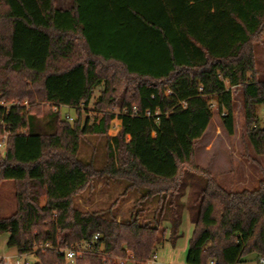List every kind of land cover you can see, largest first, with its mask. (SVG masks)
<instances>
[{
  "label": "trees",
  "instance_id": "trees-1",
  "mask_svg": "<svg viewBox=\"0 0 264 264\" xmlns=\"http://www.w3.org/2000/svg\"><path fill=\"white\" fill-rule=\"evenodd\" d=\"M97 1L89 23L83 0L64 11L56 0H0V100L30 103L29 110H0V137L10 132L0 184L11 180L18 189L17 211L0 218V235L8 232L7 245L23 253L38 242L58 246L98 234L96 248L72 264H115L129 253L145 260L167 224L170 241H178L188 208L194 233L187 264L264 256V174L255 189L228 190L196 153L216 112L234 134L233 89L241 88L248 135L264 155V127L257 124L264 81L255 56L264 0ZM110 63L122 74L109 75ZM98 87L94 108L103 114L82 121ZM42 103L69 106L77 118L51 111L42 124ZM114 107L122 129L108 137V161L98 170L78 152L84 136L107 135ZM101 175L127 183L124 195L137 194L128 219L73 203ZM36 256L34 264H69L50 248Z\"/></svg>",
  "mask_w": 264,
  "mask_h": 264
},
{
  "label": "rangeland",
  "instance_id": "rangeland-1",
  "mask_svg": "<svg viewBox=\"0 0 264 264\" xmlns=\"http://www.w3.org/2000/svg\"><path fill=\"white\" fill-rule=\"evenodd\" d=\"M110 67L109 75L114 70H118V66L110 63L105 65ZM120 73V70H118ZM122 72L120 73V75ZM102 87H98L95 91V95L88 105V107H82L81 118L82 121L89 118L90 122L94 121L97 116H101L103 113L96 112L94 108L95 102L98 100ZM233 98L235 104V132L233 135H228L222 126V120H220L217 112L214 114V120L210 125L208 133L200 140L196 147L197 161L211 168L214 173V178L218 184H221L225 189L233 191H241L244 188L255 189L259 186V181L263 178L264 174V155L257 154L254 150L253 144L248 135L249 126L245 117V104L243 90L234 88ZM7 104L13 102L22 104L28 99H14L3 100ZM0 102H2L0 100ZM30 109V103L28 108ZM41 114L38 116L42 124H45L47 114L51 111H60L61 117L66 118L67 114L71 115L74 119L77 118V112L70 107H50L49 105L41 104ZM119 108L114 107L113 112L119 113ZM115 114V115H116ZM258 126L264 127V105L257 108ZM110 129L107 135H87L82 139V143L78 152V156L86 162H93L96 169L100 170L105 167L108 161L107 145L108 137H115L121 131V123L118 117H114L111 120ZM256 124V125H257ZM218 126L221 130L219 132ZM254 126V125H253ZM8 146V144H7ZM6 147L0 148L1 156H4ZM122 180H114L108 175H101L94 180L93 189H86L84 193L76 196L73 203L81 211H109L111 210L118 220H125L131 214L134 202L133 199L137 196L132 189L126 195V186ZM17 184L14 181L6 180L0 184V218L10 216L17 211ZM185 198V197H184ZM186 201V198L184 199ZM46 197L40 198V204H44ZM182 226L180 233L181 237L175 244L170 241V229L167 224V230L165 231L166 240L161 248H156L159 260L164 258L165 264H174V259L179 255L180 258L187 256L185 246H189V241L193 236V225L189 216L188 208H185L182 214ZM9 239V233L6 232L0 235V256L9 255L11 259H15L17 254H23L17 252L16 248L9 247L7 241ZM41 243V242H40ZM39 242L37 245L40 244ZM31 252L29 255L32 264L38 261L37 251L34 246L26 251ZM262 257V256H261ZM257 255L252 254L247 257L250 264H259ZM264 257V256H263ZM125 264H130L129 262ZM211 264V263H209Z\"/></svg>",
  "mask_w": 264,
  "mask_h": 264
},
{
  "label": "built area",
  "instance_id": "built-area-1",
  "mask_svg": "<svg viewBox=\"0 0 264 264\" xmlns=\"http://www.w3.org/2000/svg\"><path fill=\"white\" fill-rule=\"evenodd\" d=\"M19 105H23L25 108H28L29 106V102L25 101L24 103L20 104L19 103H11V104H7L5 101L0 102V110L3 109L5 112H9L10 108L12 106H19ZM69 107V106H66ZM65 107V108H66ZM55 109H58L55 106ZM2 111H0L1 113ZM120 110L119 113L116 114V117L119 116L120 114ZM123 113H127L128 110H123ZM138 112V107H136L135 105L133 106V115H136ZM151 111L148 110L147 111V115H151ZM67 117H69L70 120H73V117L69 114H67ZM119 118V117H118ZM21 131L25 132L26 130L22 129ZM10 135V132L5 129L3 135L0 137V148H4L7 146L8 142V136ZM100 235L96 234L93 238L91 239H86L80 242H74V243H66L63 245H58V246H53L50 243H43L41 242L39 245L35 244L34 248L36 251H38L39 249H46V248H50L60 254H63L66 258V260L69 262V264L74 263L78 258H82L84 255H86V253H89L91 251H93L96 248V244L97 241L99 240ZM32 254L31 252H23V254H17L15 259H11V257L9 255L7 256H0V260L2 261V264H32L29 255ZM157 257V253H153L150 258L145 259V260H138L136 259V257L129 253L127 256L125 257H118L115 259L114 263L115 264H125L127 262H129L130 264H154L155 260ZM106 260V259H105ZM259 264H264V257L262 256L259 259ZM211 264H215L214 262H210ZM108 264H111L110 262Z\"/></svg>",
  "mask_w": 264,
  "mask_h": 264
},
{
  "label": "crops",
  "instance_id": "crops-1",
  "mask_svg": "<svg viewBox=\"0 0 264 264\" xmlns=\"http://www.w3.org/2000/svg\"><path fill=\"white\" fill-rule=\"evenodd\" d=\"M97 2H98L97 0H83L82 7L84 9V13L87 14V16H88L87 21L89 23L95 22L94 16L96 15L95 12L97 10L96 9ZM74 5H75V0H56L57 8L60 10H63V11L72 9L74 7ZM255 56H256V66H257V70L259 72L258 79L261 81H264V38L262 39V41L256 43V45H255ZM120 123H121V120H120ZM121 128H122V123H121ZM185 198H183V200ZM192 225H193V223H192ZM181 226H182V224H181ZM193 228H194V225H193ZM166 239L167 238L165 236L163 241L160 244H158L157 248H161L164 245ZM185 249H186L187 254H188V250H189L188 245L185 246ZM186 258H187V256L186 257L182 256V258H180L178 255L174 259V264H187ZM166 260L164 258L159 260L158 255H157L154 264H165L164 261H166ZM240 264H250V262H248V259L245 258V262H242Z\"/></svg>",
  "mask_w": 264,
  "mask_h": 264
}]
</instances>
